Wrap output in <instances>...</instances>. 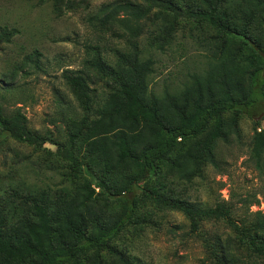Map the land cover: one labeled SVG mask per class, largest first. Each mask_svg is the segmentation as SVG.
<instances>
[{
  "label": "trees",
  "instance_id": "1",
  "mask_svg": "<svg viewBox=\"0 0 264 264\" xmlns=\"http://www.w3.org/2000/svg\"><path fill=\"white\" fill-rule=\"evenodd\" d=\"M145 1L146 8L128 1L104 5L100 27L118 25L136 37L139 22L152 8L171 11L175 6L170 0ZM201 1L207 10L197 7L188 16L225 36L245 38L244 51L212 61L207 74L178 96L158 97L150 91L149 61L134 56L116 68L96 61L92 66L106 80L109 92L94 109L85 77L65 75L83 112L79 122H71L68 144L83 151L81 161L74 163L100 191L94 196L85 182L57 191L20 192L13 186L1 190L0 264H132L114 241L133 222L142 200L181 212L192 231L205 218H225L234 237L228 243L205 245L211 264H239L235 252L264 259L261 214L253 223L239 226L229 211L198 210L175 195L172 187L200 177L206 164L216 165L218 139L236 132L238 118L264 101L263 51L253 33V25L264 20V0ZM0 133L33 146L45 140L28 129L18 110L5 115L0 108ZM263 152L264 128L255 127L252 157L258 165Z\"/></svg>",
  "mask_w": 264,
  "mask_h": 264
},
{
  "label": "rangeland",
  "instance_id": "2",
  "mask_svg": "<svg viewBox=\"0 0 264 264\" xmlns=\"http://www.w3.org/2000/svg\"><path fill=\"white\" fill-rule=\"evenodd\" d=\"M125 1L148 6L145 0H0V108L5 115L20 111L28 129L45 139L33 146L0 133V192L9 186L20 192L57 191L85 182L94 196L99 193L74 163L81 161L83 151L68 144L71 122H79L83 112L65 75L85 77L94 109L109 92L92 66L96 61L111 68L134 56L149 61L150 91L158 97L178 96L207 74L212 61L245 49V38L225 36L188 16L197 7L207 10L201 0H170L175 5L171 11L152 8L139 22L136 37L118 25L100 27L101 8ZM253 33L264 58V20L253 25ZM255 127L264 128V101L238 118L236 132L218 139L216 165L206 164L192 182L172 185L174 194L198 210L229 211L239 226L253 223L257 213L264 217V152L258 165L252 157ZM233 237L225 218H205L192 231L181 212L142 200L114 245L132 264H211L205 245L228 243ZM235 257L239 264H264L245 253L235 252Z\"/></svg>",
  "mask_w": 264,
  "mask_h": 264
}]
</instances>
